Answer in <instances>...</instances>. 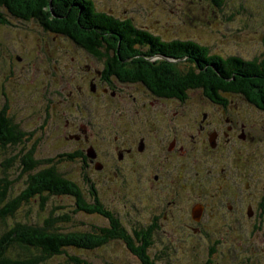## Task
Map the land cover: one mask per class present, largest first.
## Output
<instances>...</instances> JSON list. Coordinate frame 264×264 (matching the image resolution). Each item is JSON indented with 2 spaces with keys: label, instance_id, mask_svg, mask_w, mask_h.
Listing matches in <instances>:
<instances>
[{
  "label": "flooded vegetation",
  "instance_id": "af4514ba",
  "mask_svg": "<svg viewBox=\"0 0 264 264\" xmlns=\"http://www.w3.org/2000/svg\"><path fill=\"white\" fill-rule=\"evenodd\" d=\"M87 1L95 7L106 1L113 7L106 14L139 20L143 29L158 30L163 43L187 46L202 43L191 32L202 29L209 14L227 8L226 0H197L202 3L197 14L202 19L188 14L187 0H152L157 6L153 14L150 8L137 14L130 0ZM29 20L48 31L41 18ZM69 43L85 49L79 42ZM152 46L140 50L147 53ZM84 51L85 56L71 58L64 68L58 66L63 62L51 57L53 71L42 78L39 95L45 100L44 124L51 118L57 123L54 137L63 139L64 146L77 148L63 154L74 156L73 164L86 184L94 187L89 171L96 177L113 175L123 180L113 193L122 194L124 207L133 209L124 217L126 247H144L150 262L157 264L166 253L156 254L155 247H191L189 237L198 240L196 247H203L205 237L213 243L208 245L205 264H214V247H222L223 241L211 239L210 234L250 232L264 241V118L252 115L256 111L264 116V108L226 91L213 96L186 90L183 98L161 97L122 73L131 69L117 51L108 57ZM157 52L128 58L147 66L179 65L182 70L192 65L189 53L178 61L158 57ZM2 59L0 71L10 82L17 75L11 63ZM94 63L102 68L93 67ZM2 97L18 122L9 97ZM126 172H135L138 179ZM81 190L82 200L90 198V190ZM181 235L184 239L179 240Z\"/></svg>",
  "mask_w": 264,
  "mask_h": 264
},
{
  "label": "trees",
  "instance_id": "16d2710c",
  "mask_svg": "<svg viewBox=\"0 0 264 264\" xmlns=\"http://www.w3.org/2000/svg\"><path fill=\"white\" fill-rule=\"evenodd\" d=\"M0 8L8 10L15 19L41 18L52 32L71 37L99 56L108 57L112 51L121 54L122 47L133 56L155 55L158 50L167 59L178 61L189 53L192 65L184 70L179 65L147 66V63H133L128 57L123 58L125 67L131 69V73L124 70L122 73L126 77L131 76L128 79H135L155 90L153 92L161 97L183 98L186 90L202 88L213 96H218L219 91L230 92L264 108V54L261 58L243 60L236 56L226 58L212 54L211 49L202 43L189 46L163 43L161 37L137 27L131 21L99 12L94 3L87 0H0ZM1 13L0 25H3L5 20L1 18ZM146 44L153 45L146 48L147 53L140 50ZM26 137V132L9 114L8 108L1 107L0 155L3 153L6 159H0V264H54L59 261L65 264H93L83 259L81 254L100 250L113 241L126 244L123 223L106 208L97 191L89 189L90 198L82 200L80 186L59 171V162L74 163L72 154L37 160L34 157L35 148L31 151L22 149L26 158L23 164L27 166L24 174L29 177L24 190L13 197L20 178L11 180L10 170L15 160L14 156L11 158L10 151L24 145L28 140ZM58 197L74 199L81 212L105 218L106 226L92 227L90 231L61 232L45 220L43 223L31 221L27 214L22 221L18 220V211L24 205L38 200L42 211L52 198ZM60 220L69 221L67 217ZM129 249L144 264H152L144 247Z\"/></svg>",
  "mask_w": 264,
  "mask_h": 264
},
{
  "label": "rangeland",
  "instance_id": "374dc122",
  "mask_svg": "<svg viewBox=\"0 0 264 264\" xmlns=\"http://www.w3.org/2000/svg\"><path fill=\"white\" fill-rule=\"evenodd\" d=\"M137 14H142L146 9L150 8V13L157 12L156 3L152 0H130ZM118 4V3H117ZM189 6V15L198 16L202 3L197 0H187ZM226 10L222 13L215 12L209 14L205 19V25L202 29L191 32L196 36L204 46L211 49L212 54H217L223 57H239L243 60H253L258 57H263L264 54V0H226ZM51 7V6H50ZM113 8L108 6L106 1L98 3L97 9L100 12H105ZM55 9V8H54ZM2 11V9H0ZM117 11V10H116ZM238 11L237 13H235ZM3 13H1L2 15ZM150 14V15H151ZM116 18V16H114ZM6 22L0 25V61L6 58V62L11 63L16 77H11L10 82L4 80V74L0 71V108L5 105V99L2 95L9 97L11 104L18 115V122L24 131H33L34 135H28V140L18 149L11 152V158L14 156L13 168L11 172V180L18 179L15 185L13 197L18 196L25 188V182L29 175L24 171L27 166L26 158L22 149H36L34 157L37 160H46L57 158L58 155H63L67 149H74L75 146H64L63 139L58 136L54 137V132H57L55 124L51 118L47 124L45 120V100L39 95L43 92L41 85L42 78L46 77L49 71H53L54 65L49 62L58 60L63 62L58 66L64 68L67 62L71 61L78 55L85 56V51L82 49L72 48L66 36L56 35L51 33V30L43 31L38 27L35 20H23L15 18H7L2 15ZM128 17H121L124 20ZM203 19V17H201ZM141 21L136 20L134 24L142 28ZM147 31L157 34L158 30L147 29ZM72 45V44H71ZM122 53L119 54L122 58L133 56L127 48L122 47ZM183 59H185L183 57ZM21 60V61H20ZM34 62V63H33ZM164 66H167L166 64ZM93 67L101 69L102 65L96 63ZM170 67V66H169ZM170 69L174 70L173 67ZM47 72V73H45ZM68 76V73L64 74ZM2 86L6 91H2ZM45 84L44 87H46ZM52 86V84L50 85ZM41 88V89H39ZM195 91H205L200 88ZM64 96L63 93H61ZM254 106H257L256 104ZM92 111V109H91ZM252 115H257L264 118L259 112L252 111ZM77 149V148H75ZM22 151V153H20ZM3 153L0 159L4 160ZM59 171L72 182H75L83 190L86 188L95 189L99 194V199L104 203L106 208L111 212L117 211V215L123 224L126 225L124 217L126 213L133 212V209L124 207V202L120 199L122 194H114L113 192L121 186V178H114L113 175L107 177H96L87 174L94 187L91 184H86L83 181V173L75 164L59 162ZM138 168H135V171ZM126 175L138 179L135 172H126ZM100 179L103 182L99 183L96 180ZM96 181V183L94 182ZM142 182H144L142 180ZM136 189L139 186L135 184ZM128 191V189H125ZM136 203V200H133ZM78 203L70 197L52 198L45 206L44 210H40L38 200L29 205H24L18 211V220L22 221L25 214L32 221L43 223L44 220L53 226L61 229V232H77L90 231L92 227L106 226L107 220L97 214H86L80 211ZM67 217L69 221L62 222L60 218ZM29 220V221H30ZM211 239H221L222 247H214L212 259L214 264H264V241L259 237L252 236L250 232L242 234L220 233L213 235ZM181 239L184 237L178 236ZM182 237V238H181ZM189 237L191 247H155L156 254L165 252V257L161 263V259L157 264H205L210 246V239L205 237L201 239L205 246L196 247L198 240ZM255 245H257L255 247ZM263 245V246H262ZM102 249L81 254V257L93 264H144L143 260H138L131 253L129 247L121 241H113L103 245ZM158 252V253H157ZM153 257V253H151ZM54 264H65L59 261Z\"/></svg>",
  "mask_w": 264,
  "mask_h": 264
},
{
  "label": "clouds",
  "instance_id": "9594fccd",
  "mask_svg": "<svg viewBox=\"0 0 264 264\" xmlns=\"http://www.w3.org/2000/svg\"><path fill=\"white\" fill-rule=\"evenodd\" d=\"M51 11L53 12V14H54V11H53V7L51 6ZM0 9H2V13H3V15L5 16V9H3V8H0ZM96 9H97V7H96ZM98 10V9H97ZM8 11V10H7ZM99 11V10H98ZM100 12V11H99ZM7 13V18L9 19V18H11V15H10V13H8V12H6ZM102 13H104V12H102ZM114 17V16H113ZM116 19H118V18H116ZM121 20V19H120ZM29 21H33V20H29ZM125 21H128V20H125ZM6 22V21H5ZM4 22V23H5ZM132 23H134V22H132ZM48 30H50V29H48ZM51 33H53V34H56V35H62V36H66V35H64V34H60V33H56V32H52V31H50ZM67 37V39L68 40H71V42H77V41H75L74 39H72L71 37H68V36H66ZM80 45V44H79ZM82 46V45H81ZM84 50H87L86 48L84 49ZM150 55V54H149ZM181 60H183V58L181 59Z\"/></svg>",
  "mask_w": 264,
  "mask_h": 264
},
{
  "label": "water",
  "instance_id": "95a60500",
  "mask_svg": "<svg viewBox=\"0 0 264 264\" xmlns=\"http://www.w3.org/2000/svg\"><path fill=\"white\" fill-rule=\"evenodd\" d=\"M52 9V8H51ZM92 153H89V155H91Z\"/></svg>",
  "mask_w": 264,
  "mask_h": 264
}]
</instances>
